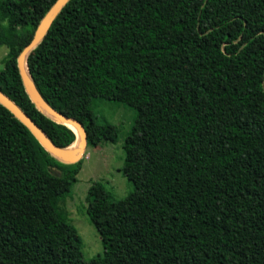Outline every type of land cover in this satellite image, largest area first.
Segmentation results:
<instances>
[{"label":"trees","instance_id":"trees-1","mask_svg":"<svg viewBox=\"0 0 264 264\" xmlns=\"http://www.w3.org/2000/svg\"><path fill=\"white\" fill-rule=\"evenodd\" d=\"M55 1L0 0V90L69 147L76 131L31 100L17 65ZM26 65L87 146L105 128L95 98L135 108L121 167L133 190L89 185L103 253L85 260L65 208L83 157L58 159L0 102V264H264V0H68Z\"/></svg>","mask_w":264,"mask_h":264},{"label":"rangeland","instance_id":"rangeland-1","mask_svg":"<svg viewBox=\"0 0 264 264\" xmlns=\"http://www.w3.org/2000/svg\"><path fill=\"white\" fill-rule=\"evenodd\" d=\"M6 47H0V68L3 67V58ZM144 94L140 90H130L126 99L142 104ZM97 116V123L104 131L97 146H87L83 155L81 169L77 174V181L72 186L71 197L65 201L68 222L73 225L82 237V253L85 260L103 253L102 240L99 233L89 220L86 213V194L93 181L103 182L114 199H121L133 190V185L123 175L125 136L132 127L135 118V108L126 101H111L95 98L92 102ZM110 128V130L107 129ZM79 141L68 149L78 147Z\"/></svg>","mask_w":264,"mask_h":264},{"label":"water","instance_id":"water-1","mask_svg":"<svg viewBox=\"0 0 264 264\" xmlns=\"http://www.w3.org/2000/svg\"><path fill=\"white\" fill-rule=\"evenodd\" d=\"M68 0H56L54 4L49 8L44 17L38 24L30 42L24 46L17 57V65L19 73L24 84L26 91L29 94L31 100L48 116L52 117L58 122L71 126L78 135V147L75 149H68V147H59L53 143L47 135L39 128V126L16 105L7 95L0 90V102L8 107L14 115L21 120L40 140V142L47 148V150L60 160L66 162H74L83 157L87 147V133L83 125L77 119L66 116L55 109H53L36 90L33 83L29 85L27 79V65L26 58L28 53L41 41L47 32L52 20L57 15L58 11L65 5ZM26 66V70H25Z\"/></svg>","mask_w":264,"mask_h":264},{"label":"bare ground","instance_id":"bare-ground-1","mask_svg":"<svg viewBox=\"0 0 264 264\" xmlns=\"http://www.w3.org/2000/svg\"><path fill=\"white\" fill-rule=\"evenodd\" d=\"M25 70H26V66H25ZM26 72H27V79H28V81H29V85H31L32 84V82H31V79L29 78V75H28V71L26 70ZM32 86V85H31ZM77 142V141H76ZM76 144V143H75ZM74 145V144H73ZM73 145H71V146H73ZM71 146H69V147H71Z\"/></svg>","mask_w":264,"mask_h":264}]
</instances>
